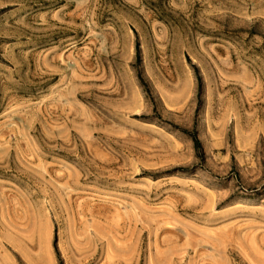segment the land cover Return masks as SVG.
Masks as SVG:
<instances>
[{"label": "rangeland", "instance_id": "1", "mask_svg": "<svg viewBox=\"0 0 264 264\" xmlns=\"http://www.w3.org/2000/svg\"><path fill=\"white\" fill-rule=\"evenodd\" d=\"M0 264H264V0H0Z\"/></svg>", "mask_w": 264, "mask_h": 264}, {"label": "trees", "instance_id": "2", "mask_svg": "<svg viewBox=\"0 0 264 264\" xmlns=\"http://www.w3.org/2000/svg\"><path fill=\"white\" fill-rule=\"evenodd\" d=\"M192 137H193V141H194L196 149L198 151H201L202 145H201V141L199 140L198 136L196 134H193Z\"/></svg>", "mask_w": 264, "mask_h": 264}]
</instances>
